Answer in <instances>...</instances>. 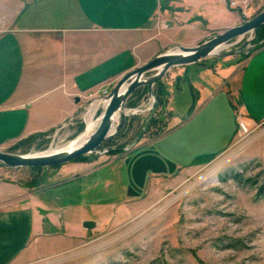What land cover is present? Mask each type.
Returning <instances> with one entry per match:
<instances>
[{"label":"crops","instance_id":"obj_1","mask_svg":"<svg viewBox=\"0 0 264 264\" xmlns=\"http://www.w3.org/2000/svg\"><path fill=\"white\" fill-rule=\"evenodd\" d=\"M43 1L61 13L64 26L35 28L27 17L21 19L25 5L0 34L1 147L65 122L72 125L84 104L101 99L104 90L110 92L125 74L159 53L197 46L235 26L238 10L251 0H35L40 7ZM176 77L192 85L195 105L185 122L170 128L169 95ZM158 82L166 92L157 110L168 113L164 132L141 139L132 153L105 164L64 166L48 177L54 179L52 185L92 176L97 177L84 183H104L115 174L125 200L120 203L137 202L151 187L224 154L237 140L238 124L251 129L264 124V45L241 63L181 66L170 79ZM90 94L96 97L89 99ZM147 100L152 98L141 87L127 104L136 108L148 105ZM150 110L145 121L156 113ZM81 187L91 191L88 185ZM8 189L6 196L0 195V264H27L36 240L63 229L55 214L44 211L42 191L15 197L19 188Z\"/></svg>","mask_w":264,"mask_h":264},{"label":"rangeland","instance_id":"obj_2","mask_svg":"<svg viewBox=\"0 0 264 264\" xmlns=\"http://www.w3.org/2000/svg\"><path fill=\"white\" fill-rule=\"evenodd\" d=\"M42 4L40 7L35 0H0V34L9 30L25 5L21 19L27 17L35 28L57 29L66 24L53 5L49 8L50 3ZM263 10L264 0H251L238 10L235 26ZM262 30L258 36L256 30L234 39L217 55L190 65L228 60L241 63L263 43ZM175 70L177 67L171 68L162 79H170ZM192 88L179 81L169 95L170 128L187 120L189 108L195 105ZM92 102L84 104L72 125L65 122L49 132L0 146V151L22 156L63 147L85 130ZM146 103L131 108L126 100L122 126L94 153L47 168H6L0 164V187L4 186L0 195L6 196L11 186L20 190L15 197L42 191L40 199L47 200L44 211L55 214L63 229L46 233V240H36V245L32 242L36 247L27 264H264V124L252 129L244 126V130L238 124L237 140L224 154L202 168L183 171L151 187L146 198L137 202L120 203L125 200L115 174L107 176L104 183L85 184L97 177L92 176L52 185L54 179L48 177L64 166L105 164L123 153H132L141 139L144 142L164 132L166 126L162 128L161 124H167L166 110L159 111L163 123L146 129L147 109H155V97L153 104ZM101 113L100 106L94 119ZM120 122L118 117L115 125ZM82 185H88L91 191L87 193ZM86 221L93 225L84 227Z\"/></svg>","mask_w":264,"mask_h":264},{"label":"water","instance_id":"obj_3","mask_svg":"<svg viewBox=\"0 0 264 264\" xmlns=\"http://www.w3.org/2000/svg\"><path fill=\"white\" fill-rule=\"evenodd\" d=\"M262 25H264V10L241 25L225 29L197 46H177L174 50L159 53L145 65L125 74L113 86L111 91L105 97H102L107 100V103L102 107L99 123L93 133L78 147L66 154L55 153L33 157L11 155L0 151V164L6 168H47L65 164L81 155L94 153L101 143L111 135L112 119L116 115L121 118V122L115 127L113 133L122 126L124 114L121 112L124 110L126 100L131 93L141 87H146L148 94L152 98V102H154L153 86L171 68L187 66L215 55L214 51L217 47L227 45L228 42L234 39H241L247 34H253ZM148 73H151V75L146 76ZM179 81L180 77H176L174 80L176 88L178 87ZM124 86L126 88L122 91ZM92 225L90 221L83 223L84 227H91Z\"/></svg>","mask_w":264,"mask_h":264},{"label":"bare ground","instance_id":"obj_4","mask_svg":"<svg viewBox=\"0 0 264 264\" xmlns=\"http://www.w3.org/2000/svg\"><path fill=\"white\" fill-rule=\"evenodd\" d=\"M225 45H221L219 47H217L214 51V54L217 55L221 50H223V48H225ZM227 47V46H226ZM213 56V55H212ZM126 88V86L123 87L122 91ZM107 103V100L101 98L98 100H95L91 106H90V110L88 115L86 116V126H85V130L74 140H71L70 142H68L67 144H65L63 147H50L48 148L46 151L44 152H33L30 154H27L25 156L27 157H33V156H43V155H49V154H55V153H63L66 154L70 151H72L73 149H75L76 147H78L81 143H83L89 136L90 134L93 133V131L95 130V128L97 127L98 123H99V118H97L96 120L94 119V114L95 111L101 106L104 107ZM131 113H135V111H132ZM118 115H116L113 119H112V130L111 133H113V130L116 127V122L118 121ZM95 120V121H93Z\"/></svg>","mask_w":264,"mask_h":264},{"label":"trees","instance_id":"obj_5","mask_svg":"<svg viewBox=\"0 0 264 264\" xmlns=\"http://www.w3.org/2000/svg\"><path fill=\"white\" fill-rule=\"evenodd\" d=\"M264 29V25L260 26L256 33H257V36L260 35ZM264 45V41L263 43L258 47L261 48L262 46ZM142 94H145V92L143 91ZM153 94H154V97H155V110H156V113L153 117H150L148 120H147V123H146V129L150 128V127H154L155 125H159V123H163V120L162 118H158L159 116V111H157V109L159 107H161V105L163 104L164 100H165V97H166V92L162 86V84L160 82L156 83V87L154 88L153 90ZM165 126V124H161V127L163 128ZM237 178V176H235ZM40 180H43V178H41Z\"/></svg>","mask_w":264,"mask_h":264},{"label":"built area","instance_id":"obj_6","mask_svg":"<svg viewBox=\"0 0 264 264\" xmlns=\"http://www.w3.org/2000/svg\"><path fill=\"white\" fill-rule=\"evenodd\" d=\"M108 93H109V92H107L106 90H104L100 95H101L102 97H105ZM95 97H96V96H92L91 94L88 96L89 99H93V98H95ZM151 103H152V101H151ZM149 108H150V107H149ZM239 127H240V129L244 130V126H243L242 123L239 124Z\"/></svg>","mask_w":264,"mask_h":264}]
</instances>
